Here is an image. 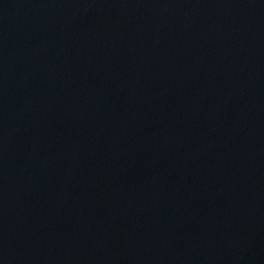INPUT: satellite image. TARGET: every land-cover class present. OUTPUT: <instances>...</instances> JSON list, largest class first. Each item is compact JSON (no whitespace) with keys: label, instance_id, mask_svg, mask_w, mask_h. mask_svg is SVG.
<instances>
[{"label":"water","instance_id":"obj_1","mask_svg":"<svg viewBox=\"0 0 264 264\" xmlns=\"http://www.w3.org/2000/svg\"><path fill=\"white\" fill-rule=\"evenodd\" d=\"M0 264H264V0H0Z\"/></svg>","mask_w":264,"mask_h":264}]
</instances>
